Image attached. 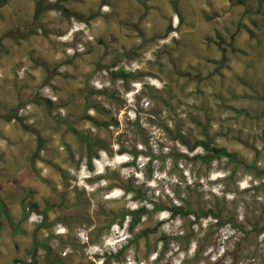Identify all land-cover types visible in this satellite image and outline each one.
<instances>
[{
  "label": "rangeland",
  "instance_id": "374dc122",
  "mask_svg": "<svg viewBox=\"0 0 264 264\" xmlns=\"http://www.w3.org/2000/svg\"><path fill=\"white\" fill-rule=\"evenodd\" d=\"M2 1L0 264H264V0Z\"/></svg>",
  "mask_w": 264,
  "mask_h": 264
},
{
  "label": "trees",
  "instance_id": "16d2710c",
  "mask_svg": "<svg viewBox=\"0 0 264 264\" xmlns=\"http://www.w3.org/2000/svg\"><path fill=\"white\" fill-rule=\"evenodd\" d=\"M2 3H3V1L0 0V4H2ZM51 9H53L52 5H45V6L37 5V8H36V11L34 14L35 19H39V17L41 16V13L46 12V11L51 10ZM34 32L35 31H33L32 33H34ZM32 33L27 32L26 34L22 35L21 38L26 39L29 36H31ZM112 74L114 77H126L128 73H125L121 70L118 72H112ZM129 74H131V73H129ZM89 93L91 94V92H89ZM35 101L37 104H42L40 99H35ZM44 102L50 108L55 105L53 101H51L50 99H47V98L44 99ZM89 108H96L97 109V107L95 105H93V103L88 100V103L86 105V111ZM12 118L13 117L10 115L9 117H7L6 120H11ZM89 118L93 119V117H89ZM176 128H177V136L174 137V140H178L179 142L184 144L186 146V148L188 150H190L191 152L195 151L198 147L202 148V152L196 153L193 157H188L187 155H182V156H185L186 158H189V159L199 160L202 164L206 165V167H210L213 162L218 161V160L222 159L223 157L227 158L231 162H235V163L237 162V158H236L235 154L229 153L225 148L217 147L216 145H214L213 137L206 135V138L204 140L192 142L190 140V137L188 135H186L185 133H183V131L181 130V125H180L179 121L176 122ZM70 130L72 132H74L81 139L83 144L85 145L86 150H87V156H88L87 159H88V162L90 165H91V160H92L93 156H96V157L98 156L99 150H101V149L108 150V148H109L107 143H105V141L102 139L92 137L89 134H84V133L76 130L73 127H71ZM126 151H127V149L124 147H122L120 149V152H126ZM137 156H138V152H135L133 158L136 159ZM153 158H154V156L148 157L149 163H152ZM127 190L132 191V192H134V191L136 192V190L133 188L127 189ZM142 199L150 201V203H152L155 206V207H153V209H155V210L159 209L158 207H156L157 204L154 201L147 199L146 196H142ZM4 209H5V203L0 197V210H1V212ZM5 212H6V210H5ZM149 212H150V210L146 207L145 204L141 205V207H138L132 211H129L127 213V215L130 217L129 230L133 231L137 227V225L141 221V219L145 215L149 214ZM170 212L173 216H179V217H184V218L188 217L189 215L196 214L194 211H192L189 208L185 209L182 205H173L170 208ZM25 217H26V215H25ZM7 218L9 220L11 226H14L13 218L9 212H7ZM123 218H124V215H123ZM16 233H18L17 230L14 231V234H16ZM38 248H42V249L46 250L47 254H49V252H51V247L48 244V239L38 240L37 238H35V242L32 246V250L35 253L33 255L34 256L33 259H36ZM121 251H123V249ZM107 256H108V259H110V258L117 256V255L116 254H114V255L109 254ZM55 262H57L58 264H63V262L62 261L60 262L59 260H56Z\"/></svg>",
  "mask_w": 264,
  "mask_h": 264
},
{
  "label": "built area",
  "instance_id": "2783aa9c",
  "mask_svg": "<svg viewBox=\"0 0 264 264\" xmlns=\"http://www.w3.org/2000/svg\"><path fill=\"white\" fill-rule=\"evenodd\" d=\"M46 97H47V99H50L51 101L56 100V97H54L52 94L46 93ZM28 110H30V106L29 105H27L23 109H20V112L18 114V117L26 116L28 114ZM34 220H36L37 222H41L43 220V217L41 215H39V217H37ZM66 253H67V251H65V254ZM17 264H21V263L18 262Z\"/></svg>",
  "mask_w": 264,
  "mask_h": 264
},
{
  "label": "clouds",
  "instance_id": "9594fccd",
  "mask_svg": "<svg viewBox=\"0 0 264 264\" xmlns=\"http://www.w3.org/2000/svg\"><path fill=\"white\" fill-rule=\"evenodd\" d=\"M127 245V244H126ZM119 246H120V244H119Z\"/></svg>",
  "mask_w": 264,
  "mask_h": 264
}]
</instances>
